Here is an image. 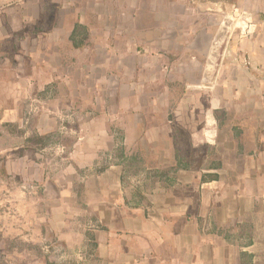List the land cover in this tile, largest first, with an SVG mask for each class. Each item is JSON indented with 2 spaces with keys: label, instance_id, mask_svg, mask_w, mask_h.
<instances>
[{
  "label": "crops",
  "instance_id": "1",
  "mask_svg": "<svg viewBox=\"0 0 264 264\" xmlns=\"http://www.w3.org/2000/svg\"><path fill=\"white\" fill-rule=\"evenodd\" d=\"M36 2L40 21L47 26L33 44L39 54L33 75L18 73L19 83L12 84L15 89L23 87L22 92H13L16 102L26 88L79 87L81 74L112 70L122 76L137 69L157 71L165 68V60L166 69L174 70L177 64L185 71L202 72V80L187 84L201 94L207 83L204 73L216 66L218 95L212 100L211 113L204 112L199 129L197 125L187 127L177 113L175 121L165 127H125L124 147L152 153L157 159L153 167L164 170L177 165L175 143L180 128L199 141L193 147L203 140L211 143L206 140L209 135L214 139L225 131L231 145L220 146L232 157L219 160L217 169H177L167 184L157 181L148 191L126 186L123 166L112 165L97 178L102 183L97 194L103 201L93 203L92 214L99 215L101 228L89 229L91 235L79 230L66 240L87 243L89 236L94 249L87 256L88 264H264V0ZM235 9L255 23L253 34L239 40L236 47L233 42L228 47L240 59H248V66L219 61L225 56ZM80 29L88 34L84 43L77 41ZM219 37L216 63L210 66L207 60L216 51ZM231 70L238 73L237 78L218 80L220 73ZM130 83L125 80L123 84ZM224 84L232 92L221 97ZM129 103L124 100L121 107ZM222 109H227L225 114ZM17 111L0 107V119L16 118ZM220 113L225 120L221 131L219 117H215Z\"/></svg>",
  "mask_w": 264,
  "mask_h": 264
},
{
  "label": "rangeland",
  "instance_id": "2",
  "mask_svg": "<svg viewBox=\"0 0 264 264\" xmlns=\"http://www.w3.org/2000/svg\"><path fill=\"white\" fill-rule=\"evenodd\" d=\"M40 16L36 0H0V107L18 109L16 118L0 119V264H88L87 256L94 249L89 236L87 243L66 238L79 230L91 235L89 229L101 228L99 215L92 213L93 203L103 201L97 194L102 187L97 178L105 170L121 165L126 186L148 191L157 181L167 184L177 169H217L219 160L231 159L232 153L221 148L231 146L227 131L214 139L209 135L206 140L211 143L203 140L193 147L199 141L180 128L175 143L177 165L164 170L153 167L157 159L152 153L124 147L125 127H165L175 121L177 113L187 127L197 125L199 129L204 112L209 115L215 106L212 100L218 95L219 72L216 66L209 71L202 95L187 85L202 80V72L185 71L177 64L174 70L166 69L165 60V68L157 71L144 68L122 76L112 70L81 74L79 87L26 88L16 102L13 92H22L23 87L15 89L13 82L19 83L18 73L31 77L37 63L39 54L33 44L47 26ZM248 17H239L238 27L233 25L226 35L220 62L249 65L248 59L228 49L231 42L236 47L239 40L253 34V27L245 29ZM251 24L255 25L253 20ZM77 37L84 43L87 31L78 30ZM220 74L218 80L224 82L238 77L235 70ZM125 80L131 83L125 85ZM223 88L221 97L231 95V87L224 84ZM124 100L130 103L122 108ZM223 110L227 109L220 111L225 114ZM223 114L215 115L220 131L225 129Z\"/></svg>",
  "mask_w": 264,
  "mask_h": 264
},
{
  "label": "built area",
  "instance_id": "3",
  "mask_svg": "<svg viewBox=\"0 0 264 264\" xmlns=\"http://www.w3.org/2000/svg\"><path fill=\"white\" fill-rule=\"evenodd\" d=\"M244 16H246V15L241 14L238 9L234 10V16L232 17V24L234 25L235 28L238 27V22L236 20L240 21L241 18H239V17H243V19H244ZM236 18H239V19H236ZM245 20L247 21V23H245L246 24L245 29L252 28L253 27L252 24L250 26H248L250 24V22L252 21V19L250 17H248V18H245ZM249 34H250V32L248 33V35Z\"/></svg>",
  "mask_w": 264,
  "mask_h": 264
},
{
  "label": "water",
  "instance_id": "4",
  "mask_svg": "<svg viewBox=\"0 0 264 264\" xmlns=\"http://www.w3.org/2000/svg\"><path fill=\"white\" fill-rule=\"evenodd\" d=\"M230 24H231V21L229 20L228 23H226V24L224 25V28H223L224 32H223V34H222L223 36L226 35V33H227V31H228V28H229ZM221 38H222V37H219V38L216 40V46H217V43H220V42H221ZM217 49H218V46L216 47V51L212 54V58H211V60H210V62H209L210 66H212L213 63H214V61H215V58H216V56H217ZM209 71H210V70L207 71L206 78L208 77Z\"/></svg>",
  "mask_w": 264,
  "mask_h": 264
},
{
  "label": "trees",
  "instance_id": "5",
  "mask_svg": "<svg viewBox=\"0 0 264 264\" xmlns=\"http://www.w3.org/2000/svg\"><path fill=\"white\" fill-rule=\"evenodd\" d=\"M75 46H76V44H75ZM81 47H82V46H81ZM211 178H212V179H217L218 176H211Z\"/></svg>",
  "mask_w": 264,
  "mask_h": 264
}]
</instances>
